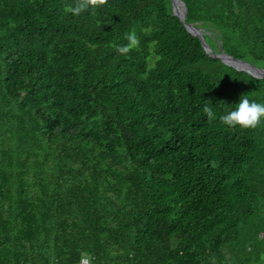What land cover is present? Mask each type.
I'll return each mask as SVG.
<instances>
[{"label": "trees", "instance_id": "obj_1", "mask_svg": "<svg viewBox=\"0 0 264 264\" xmlns=\"http://www.w3.org/2000/svg\"><path fill=\"white\" fill-rule=\"evenodd\" d=\"M0 0V264H264V0Z\"/></svg>", "mask_w": 264, "mask_h": 264}, {"label": "water", "instance_id": "obj_2", "mask_svg": "<svg viewBox=\"0 0 264 264\" xmlns=\"http://www.w3.org/2000/svg\"><path fill=\"white\" fill-rule=\"evenodd\" d=\"M173 2L175 3V8H176V14L180 17L181 21L183 23H185L187 29L195 36L199 37L203 47L206 51H208V46L205 43L203 36L205 34L203 29H197V28H193L191 25H188L186 23V16H187V9L185 4L183 3L182 0H173ZM215 58H218L224 62H226L227 64L235 67L238 70H242L245 71L251 75H253L254 77L257 78H264V69H259V68H253L251 66H249L246 63H243L242 61L228 55L227 53H225L223 50H220V53L217 55H212Z\"/></svg>", "mask_w": 264, "mask_h": 264}, {"label": "built area", "instance_id": "obj_3", "mask_svg": "<svg viewBox=\"0 0 264 264\" xmlns=\"http://www.w3.org/2000/svg\"><path fill=\"white\" fill-rule=\"evenodd\" d=\"M79 264H91V261L88 257H83Z\"/></svg>", "mask_w": 264, "mask_h": 264}, {"label": "rangeland", "instance_id": "obj_4", "mask_svg": "<svg viewBox=\"0 0 264 264\" xmlns=\"http://www.w3.org/2000/svg\"><path fill=\"white\" fill-rule=\"evenodd\" d=\"M205 32H210L214 38L216 37V33L214 31H205Z\"/></svg>", "mask_w": 264, "mask_h": 264}]
</instances>
